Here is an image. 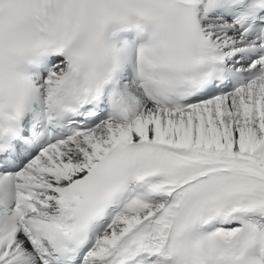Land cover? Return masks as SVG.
I'll use <instances>...</instances> for the list:
<instances>
[{"label": "snow or ice", "instance_id": "snow-or-ice-1", "mask_svg": "<svg viewBox=\"0 0 264 264\" xmlns=\"http://www.w3.org/2000/svg\"><path fill=\"white\" fill-rule=\"evenodd\" d=\"M0 264H264V0H0Z\"/></svg>", "mask_w": 264, "mask_h": 264}]
</instances>
